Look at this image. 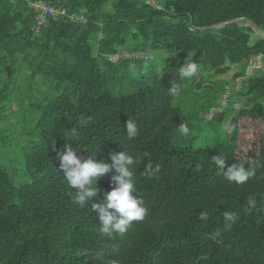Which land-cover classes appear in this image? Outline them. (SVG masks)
Segmentation results:
<instances>
[{"label":"trees","instance_id":"trees-1","mask_svg":"<svg viewBox=\"0 0 264 264\" xmlns=\"http://www.w3.org/2000/svg\"><path fill=\"white\" fill-rule=\"evenodd\" d=\"M32 1L0 0V70L8 78L41 76L56 92L35 107L36 141L25 152L32 182L16 186L0 165V264H264V70L245 79L228 144L214 150L173 144L175 127L185 120L173 101L187 60L216 74L243 64L233 81L246 77L251 63L264 61V39L247 22L199 27L248 18L264 30V0H154L160 9L148 0H43L67 15L47 16L39 34ZM80 14L85 22L70 18ZM152 48L182 54L183 63L168 58L152 86L114 96L112 85L145 58L123 64L112 56ZM10 111L6 104L0 121L9 120ZM82 117L90 118L86 127L79 126ZM128 119L138 126L132 140L125 133ZM73 127L78 140L68 137ZM69 144L97 161L125 150L137 159L134 180L148 209L143 221H134L123 236L100 233L98 214L90 204L73 202L74 190L59 169L58 153ZM218 153L227 166L252 161L256 175L242 185L227 181L212 162ZM146 163L159 165L152 178L143 174ZM114 174L100 178L94 200L112 190ZM250 197L255 208L247 203ZM205 209L206 222L199 218ZM225 211L237 216L228 229ZM217 228L220 242L209 238Z\"/></svg>","mask_w":264,"mask_h":264},{"label":"rangeland","instance_id":"rangeland-1","mask_svg":"<svg viewBox=\"0 0 264 264\" xmlns=\"http://www.w3.org/2000/svg\"><path fill=\"white\" fill-rule=\"evenodd\" d=\"M137 54L124 53L122 56H112L114 62L121 60L123 64L129 60L135 64L139 58H145L140 68L132 66L126 70L123 80L118 79L114 86L112 85L114 96H128L141 87L152 86L168 58H174L179 64L183 63L182 54L163 48H152L140 56ZM257 63L258 68H253L254 73L264 70L263 59L260 58ZM244 70L243 64L230 65V70L224 74H216L212 70L205 71L202 68L196 77L182 80L181 89L173 105L184 112L185 120L175 127L173 139L175 147L214 150L221 144L229 143L230 125L234 116L232 109L234 105L240 108L243 100L240 94L233 95L228 111H220L217 105L221 102L224 89L234 83V75ZM200 80L203 85L198 87ZM46 83L41 76L8 78L7 73L0 70V97L5 100V103L0 104V110L6 104L12 109L9 112L10 119L0 121V165L8 171L13 183L18 187L32 182L25 168V152L36 141L34 131L40 113L35 107L44 106L56 92ZM181 124L187 126V135L180 133Z\"/></svg>","mask_w":264,"mask_h":264},{"label":"clouds","instance_id":"clouds-1","mask_svg":"<svg viewBox=\"0 0 264 264\" xmlns=\"http://www.w3.org/2000/svg\"><path fill=\"white\" fill-rule=\"evenodd\" d=\"M198 72V65L195 62H188V60L179 68V76L182 79L196 77ZM176 91L175 86L170 88L172 94H175ZM89 122L90 118L82 117L78 123L80 127H86ZM179 131L181 134L187 135L188 128L181 124ZM125 133L129 140L137 137L138 126L133 119H128L126 122ZM78 135V128L73 127L68 137L78 140ZM79 149L78 144L75 148L69 144L64 152L58 153L59 169L63 171V178L68 186L74 190L72 193L73 202L80 207L90 204L91 210L98 214L99 231L102 235L110 238L114 235L123 236L134 221H143L148 213L143 198L138 194L134 180V168L138 163L137 159L125 150L113 151L110 153V159L105 158L97 161L93 156L85 158L78 155ZM212 162L219 166L218 169L223 172L227 181L237 185L246 183L256 175V167L253 166L252 161L247 159H241L238 164L227 166L224 154L218 153L212 156ZM113 170L115 174L111 175V181L115 186L106 193L103 199H99L97 202L93 198L99 197L98 181L100 178L111 174ZM159 170V165L154 166L152 163H146L143 174L152 178ZM247 203L252 208L256 207L254 198L250 197ZM199 218L202 221H208L209 212L206 209L200 211ZM223 219L224 228L228 229L236 221L237 216L234 212L225 211ZM221 232L222 229L217 228L209 234V238L220 242L218 237Z\"/></svg>","mask_w":264,"mask_h":264},{"label":"built area","instance_id":"built-area-1","mask_svg":"<svg viewBox=\"0 0 264 264\" xmlns=\"http://www.w3.org/2000/svg\"><path fill=\"white\" fill-rule=\"evenodd\" d=\"M13 1H18V0H13ZM29 4L33 9H35L39 13L37 24L33 28L35 31V34H39L41 27L47 24L48 22L47 16L51 15L53 17H59L61 15H67V10L65 8H55L43 0L32 1V2H29ZM70 18L74 21L82 20L83 22H85L87 20L84 14H80V16L71 15ZM122 55L123 54H121V56ZM138 55L140 56L139 53L137 54V56ZM257 66H258L257 62L251 63L247 70L246 77L237 78L236 80L233 81L234 83L232 85L230 84L224 89V92L221 97V102L219 105H217L220 111L228 110L231 98L233 97V95L239 94L241 92L244 86L245 79L248 77V75L253 73V68Z\"/></svg>","mask_w":264,"mask_h":264},{"label":"water","instance_id":"water-1","mask_svg":"<svg viewBox=\"0 0 264 264\" xmlns=\"http://www.w3.org/2000/svg\"><path fill=\"white\" fill-rule=\"evenodd\" d=\"M148 3L153 5L157 9H160V7L154 5V0H148ZM239 22H247L248 25H251L253 27V29L255 30L256 34L260 38L264 39V30L260 29L254 21H252V20H250L248 18L233 19V20H229L227 22H220V23H217V24H214V25L202 26V27H199V29L200 30L220 29V28L226 27L227 25H230V24H233V23H239Z\"/></svg>","mask_w":264,"mask_h":264}]
</instances>
